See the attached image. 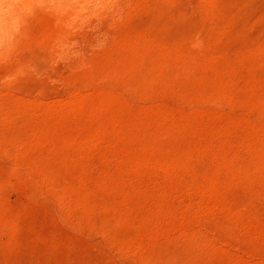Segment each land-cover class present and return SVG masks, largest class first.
Here are the masks:
<instances>
[{"label": "rangeland", "instance_id": "374dc122", "mask_svg": "<svg viewBox=\"0 0 264 264\" xmlns=\"http://www.w3.org/2000/svg\"><path fill=\"white\" fill-rule=\"evenodd\" d=\"M22 1L0 264H264V0Z\"/></svg>", "mask_w": 264, "mask_h": 264}, {"label": "bare ground", "instance_id": "6f19581e", "mask_svg": "<svg viewBox=\"0 0 264 264\" xmlns=\"http://www.w3.org/2000/svg\"><path fill=\"white\" fill-rule=\"evenodd\" d=\"M22 2H26V5H27L30 13L31 12H35V11L36 12L37 11H41V13L46 12V13H44V15L45 14L51 15L53 17V19L54 18L56 19V22L58 21L59 24H61L60 26L63 27L65 25V22L67 20L66 19V14L63 11L56 10V8L53 9V6H51L47 0H41V1L40 0H24ZM1 11H2V9H0V13H1ZM6 13H5V15H7ZM8 16H9V14H8ZM52 17H50V18H52ZM2 18H1V20H4V13H3V17ZM9 19H11V17L6 18L5 21H3V22L4 23L5 22L7 23V21ZM0 38H1V35H0ZM5 48H6V46H5V43H4V39L2 40V38H1V40H0V51L3 50V49H5Z\"/></svg>", "mask_w": 264, "mask_h": 264}]
</instances>
